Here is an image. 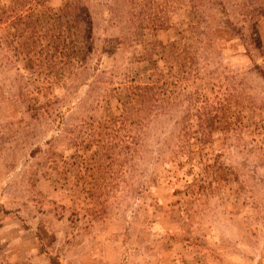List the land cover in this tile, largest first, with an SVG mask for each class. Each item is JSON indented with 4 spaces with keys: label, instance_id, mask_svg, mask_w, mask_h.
Listing matches in <instances>:
<instances>
[{
    "label": "rangeland",
    "instance_id": "rangeland-1",
    "mask_svg": "<svg viewBox=\"0 0 264 264\" xmlns=\"http://www.w3.org/2000/svg\"><path fill=\"white\" fill-rule=\"evenodd\" d=\"M0 264H264V0H0Z\"/></svg>",
    "mask_w": 264,
    "mask_h": 264
}]
</instances>
